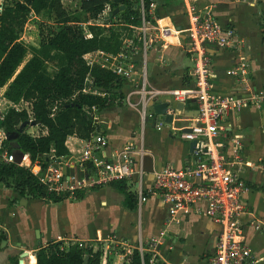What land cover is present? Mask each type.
<instances>
[{
  "label": "built area",
  "instance_id": "built-area-1",
  "mask_svg": "<svg viewBox=\"0 0 264 264\" xmlns=\"http://www.w3.org/2000/svg\"><path fill=\"white\" fill-rule=\"evenodd\" d=\"M2 1L0 0V5ZM154 8L155 3L151 2L146 12L142 1L140 2V24L129 25L130 33L121 37L122 46L118 53L96 50L83 55L88 66L97 64L128 84L123 101L138 113L137 142H127L119 149L113 150L110 155L107 154L106 137L97 131L98 127L103 128L104 121L96 108L92 107L93 131L88 138H80L82 148L76 163L83 175L69 171L74 164L68 155L58 157L53 152L46 154L45 165L38 160L32 162L27 153L16 162L17 153L8 150L5 145V140H9L8 134L2 128L0 163H15L27 167L49 192L56 195L67 194L69 197L88 187L135 176V192L139 205L150 197L161 198L167 208L166 226L178 223L181 216L192 214L205 216L217 226L213 251L206 256V264H253L255 260L246 242L244 224L241 221V216L248 213L242 202V195L250 190L251 186L241 173L246 168H261V164L244 160L242 137L231 131L230 125L224 122V116L238 113L249 106L262 107L264 86L256 87L250 83L249 62L244 57H238L235 63L225 70V74L233 77L242 86L245 94H222L212 89L213 72L209 48L236 50L243 45V39L234 27L220 23L210 6L199 8L190 0H185L186 24L181 28L161 24ZM111 11L110 6L106 4L98 17L89 20L87 24L108 27ZM180 34L184 35L181 46L192 63V82L182 88L155 89L149 85L146 78V63L150 50L156 49V45H159V48L165 47L166 37ZM85 36L90 37V32L85 30ZM92 80L88 74L86 82L91 84ZM4 87H0V120L9 108H25L32 120L28 103L19 105L9 101L4 96ZM83 91L92 92L88 86ZM160 95L167 96L165 101L169 106L166 113L172 114L171 122L155 114L150 105L151 101ZM188 100L195 102L196 114L186 117L184 124L173 128L178 130L180 139L186 142L195 141L189 163L183 167L168 163L159 169L152 167L151 171H147L142 164L145 156H151L143 139L147 124L153 121V127L160 130L162 124L154 122L155 117H159L165 122V126L172 127L182 112L176 107L177 104L184 105ZM24 158L29 160L27 166L22 164ZM136 160H139L137 167ZM148 175L151 179L146 182ZM249 225L264 235V223L252 219ZM165 232L166 230H163L145 240L139 236L135 243L112 234L106 238H96L94 242L67 243L60 249L67 250L70 245L75 244L78 248L100 250L99 264H108L107 259L111 255L120 256L124 260L123 263L128 262V256L133 250L139 253L142 264H170L161 253L162 248L170 250L173 246L172 242L166 245Z\"/></svg>",
  "mask_w": 264,
  "mask_h": 264
},
{
  "label": "crops",
  "instance_id": "crops-1",
  "mask_svg": "<svg viewBox=\"0 0 264 264\" xmlns=\"http://www.w3.org/2000/svg\"><path fill=\"white\" fill-rule=\"evenodd\" d=\"M195 6H210L216 19L236 29L243 39V45L236 50L209 48L211 56L212 89L217 93L245 94L236 80L225 74L238 57L249 62V81L256 87L264 86V0H190ZM235 7V12L229 8ZM229 9V10H228ZM155 14L161 24L181 28L186 24L185 0H170L161 6L155 3ZM110 21L112 19H109ZM108 24L109 21H108ZM165 47L151 49L150 67L146 65V78L155 89L166 90L182 88L192 82L190 75L192 63L182 48L184 35L166 37ZM161 56V57H160ZM123 91L128 84L124 81ZM5 89V87L3 88ZM167 98V96H164ZM165 98V100H166ZM180 117L196 114L193 100L184 103ZM107 140V154L119 149L127 142H137L138 113L124 101L120 106L105 110L101 114ZM233 133L242 137V156L245 161L261 164V168H246L241 175L251 186L242 195V202L248 213L241 216L246 234V242L252 250L255 262L264 264V235L250 225L252 219L264 223V105L249 106L238 113L224 116ZM181 121L172 124L179 127ZM174 127V128H173ZM45 131L42 129V134ZM144 143L151 152V162L147 157L142 161L145 168L159 169L170 163L183 167L190 161V146L174 135L168 126L156 130L153 123L147 124ZM65 145L67 154L74 164L69 169L77 175L84 173L77 167L78 153L82 148L80 138L68 136ZM29 156V155H28ZM136 167L139 165V160ZM135 176L126 179L129 189L136 196V209L130 210L124 197L110 183L80 190L81 198H66L52 202L41 198L19 196L0 181V227L3 229L4 242H0V264H8L9 258L28 252L22 262L36 264L35 248L51 241L62 242V246L76 241L94 242L96 238L116 235L120 239L135 243L141 236L144 240L165 232L166 245L172 242V249L162 248V256L170 264H206V256L213 251L217 226L202 215L181 216L178 223L166 226L167 208L161 198L154 196L139 205L135 190ZM150 175L146 182L150 181ZM179 244V245H177ZM165 245V246H166ZM33 256L32 259L29 257ZM108 264H123L120 256L108 257Z\"/></svg>",
  "mask_w": 264,
  "mask_h": 264
},
{
  "label": "trees",
  "instance_id": "trees-1",
  "mask_svg": "<svg viewBox=\"0 0 264 264\" xmlns=\"http://www.w3.org/2000/svg\"><path fill=\"white\" fill-rule=\"evenodd\" d=\"M147 12L151 2L167 5L170 0H79L76 12H68L61 0H10L0 11V87L5 86L4 96L13 103H28L31 119L39 123L44 134L31 135L26 131L30 126V116L25 108H9L3 116L0 128L13 136L5 140L10 152L27 153L32 162L38 160L45 165L46 154L56 156L69 153L65 141L68 136L88 138L93 131L91 109L95 107L101 115L105 110L120 106L124 99V80L110 70L97 64L88 66L83 55L102 50L116 54L121 50L124 34L130 33L129 25L141 21L140 2ZM111 9L124 8L110 19L119 18L122 27L114 24L108 27L87 24L96 19L105 5ZM31 15H45L53 19L56 26L39 23V45L30 47L21 39L26 19ZM45 23V22H43ZM82 23V24H80ZM84 24L86 26H84ZM86 28V29H84ZM85 30L91 36H85ZM27 53L31 56L24 61ZM57 54L59 66L49 74L46 61ZM88 74L92 83L86 82ZM88 86L92 92H84ZM23 125L19 130V126ZM105 134L103 128L97 130ZM28 158L22 160L28 165ZM0 181L19 196L41 198L59 202L69 198L67 194L56 195L49 192L27 167L15 163H0ZM124 197L130 210L136 209V196L125 180L110 182ZM76 191L72 198H81ZM0 235V242L4 240ZM62 242L51 241L35 248L36 264H99L100 250L89 247L78 248L70 245L60 249ZM146 261V258H145ZM8 264H18L16 256L9 258ZM21 264H35L22 262ZM142 264L139 253L133 250L128 262ZM146 264V262H145ZM160 264V263H158Z\"/></svg>",
  "mask_w": 264,
  "mask_h": 264
},
{
  "label": "rangeland",
  "instance_id": "rangeland-1",
  "mask_svg": "<svg viewBox=\"0 0 264 264\" xmlns=\"http://www.w3.org/2000/svg\"><path fill=\"white\" fill-rule=\"evenodd\" d=\"M10 2V0H3L2 1V4L0 5L1 7V10L2 8L8 4ZM64 8L70 12V13H74L76 12L75 9L77 10V5H78V2L79 0H61ZM232 12H235V7H232V8H229ZM228 9V10H229ZM0 10V11H1ZM122 20H119V18H114L113 20L110 21V25L114 24L115 26L117 27H122V23L120 22ZM45 22V23H43ZM39 23H42L44 24V27H46V25H50V26H56L55 22L53 21V19H47V16L45 15H31L29 16L27 19H26V23L24 25V28H23V31L21 33V37L20 39L28 46L30 47H38L39 45V29H38V24ZM82 24V23H80ZM31 56L30 53H27L25 58H24V61L27 60L29 57ZM147 65V68L150 67L149 65V61H147L146 63ZM59 66V61H58V55L57 54H54V55H51V58H49V60L46 61V64H45V68H46V71L51 74L53 73L54 71L57 70ZM5 90V89H4ZM20 105V104H19ZM186 117L183 118V116H179L176 121H181L182 124L185 123V120ZM154 122L156 123H161L162 126L164 127L165 126V122L162 121L159 117H155L154 119ZM153 123V121H152ZM31 125L28 126L26 128V131L31 134V135H39L42 133V127L39 125V123L37 122H34L33 124L30 123ZM172 126V125H171ZM169 130L172 132V134L174 135V139H178L179 138V132L177 129H172L170 127H168ZM139 134V126L137 127V130H136ZM3 234V229L2 227H0V235ZM179 245V244H177ZM30 258L32 259V257L30 256L29 257V260Z\"/></svg>",
  "mask_w": 264,
  "mask_h": 264
},
{
  "label": "water",
  "instance_id": "water-1",
  "mask_svg": "<svg viewBox=\"0 0 264 264\" xmlns=\"http://www.w3.org/2000/svg\"><path fill=\"white\" fill-rule=\"evenodd\" d=\"M124 8V5H120L119 7L117 8H114L112 9L111 11V14L114 15L116 14L117 12H119L120 10H122ZM165 98L163 95L161 96H158L155 100H152L151 101V104L152 105V108H153V111L155 114L157 115H160L161 118H163L165 121H168V122H171L172 121V114H167V108L169 106L168 102L165 101ZM183 104H177V108L178 109H182L183 108ZM34 120L31 121V123L33 124ZM0 123H1V120H0ZM23 127V125H20L19 126V130H21ZM13 138L12 135L8 134V139H11ZM195 144V141H191L189 142V146H190V150H192V147L194 146ZM22 153L21 152H17V159H16V162H19L21 160V157H22ZM147 157V159H149V162H151V156L150 155H147L144 157V159ZM147 171H151L152 170V167L149 166V168H146ZM2 242H4V240H2ZM28 255V252L27 251H24L21 253V258L18 260V264H20L22 262V257Z\"/></svg>",
  "mask_w": 264,
  "mask_h": 264
},
{
  "label": "bare ground",
  "instance_id": "bare-ground-1",
  "mask_svg": "<svg viewBox=\"0 0 264 264\" xmlns=\"http://www.w3.org/2000/svg\"><path fill=\"white\" fill-rule=\"evenodd\" d=\"M33 168H35V166H34ZM31 257H33V256H31ZM21 263H22V262H21ZM21 263H20V264H21Z\"/></svg>",
  "mask_w": 264,
  "mask_h": 264
}]
</instances>
